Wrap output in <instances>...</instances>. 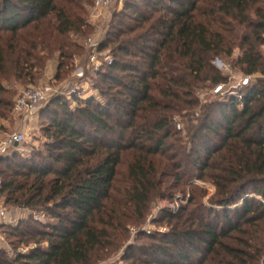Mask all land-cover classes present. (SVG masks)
<instances>
[{
  "label": "trees",
  "instance_id": "trees-1",
  "mask_svg": "<svg viewBox=\"0 0 264 264\" xmlns=\"http://www.w3.org/2000/svg\"><path fill=\"white\" fill-rule=\"evenodd\" d=\"M95 1L0 0L1 117L14 114L12 80L33 83L52 59L55 80L68 76L84 52L72 38L92 33L87 7ZM141 2L144 9L127 3L111 25L113 62L97 73L105 101L72 95L74 109L50 102L42 113L52 117L51 142L41 160L0 161L13 163L0 170V200L51 219L1 227L12 251L0 250V264H98L121 248L129 225L146 220L156 198L173 200L177 188H190V198L164 211L171 231L150 237L156 243L139 251L143 259L124 261L259 264L263 257L264 0ZM217 59L256 81L239 96L202 104L198 93L225 81ZM206 181L216 189L211 207L194 187Z\"/></svg>",
  "mask_w": 264,
  "mask_h": 264
},
{
  "label": "rangeland",
  "instance_id": "rangeland-1",
  "mask_svg": "<svg viewBox=\"0 0 264 264\" xmlns=\"http://www.w3.org/2000/svg\"><path fill=\"white\" fill-rule=\"evenodd\" d=\"M137 1L138 0H112L111 7L108 10L103 9L98 12H94L93 6L87 7V20L91 25L92 33L80 39L76 37L72 38L73 41H76L79 45L83 46L84 52H80L79 56L74 58L73 68H69V73L67 74L68 76H66L65 79H62V81L55 80L57 61L52 59L53 61L48 63V67L44 71L33 72L35 77L33 83L23 78L22 81L15 82V80H12L10 84H6V87L11 91V93L15 94L13 102H15L23 92L29 89H42L47 95L46 102L38 111L35 119L28 121L29 123L27 121H23L21 117H17L10 112H5L4 117L0 116V140H4L8 135L17 131L27 132L28 134L25 143L17 152H12L9 156L10 158L17 154L20 156L19 160L20 158L21 160H26L27 158L33 156H36L35 159L38 161L41 160L39 155H43L45 152V145L51 142L46 136V131L51 126L52 117L47 113H42L49 106L50 102L62 100L63 102H67L69 106L74 109L77 103L75 102L74 104L73 98H71L72 95L83 101H88L91 98H96L99 102L105 101L97 90L99 83H101V80L97 77L98 71H94L88 64L90 49L85 46V42L89 38L95 41V45H97L101 55V62L108 57L113 59L114 46L110 45V42L114 39L113 35L117 33L118 28L113 30L111 25H113L114 22L117 23V19L122 17L127 3H138L141 8H145V4H143L141 0L139 2ZM131 14V11L126 12V15ZM125 22L132 25V22L129 20H126ZM236 55H238V52ZM77 65L84 68L85 75L82 80L75 74ZM105 66L107 65H103L101 69H104ZM237 70L239 71L238 68ZM202 85L200 86L202 87ZM207 85L209 86V83H207ZM198 97H200L202 104L209 101V90L199 92ZM54 108L59 109L57 105ZM3 159L6 158H2L0 161ZM126 160H128V157L124 156L123 164L120 167L121 172H125L127 169ZM20 162L21 161L18 163ZM8 164L9 163L7 162L0 163V170L5 169ZM9 165H13V163H10ZM194 187H198L201 191V202L203 205L205 207H211L210 200L216 192L215 187L211 185L209 181H206L205 184L196 182ZM190 190V188H187L186 192L184 191V188L172 190L173 195H175L173 200H162L160 197L156 198L151 204V209L146 220L137 225H129L127 228V240H125L121 248L114 254H111L104 260L100 261L98 264H132V259L123 260L126 257H131L132 255L143 259V256L139 251L141 249L149 250L150 247L156 243V241L152 240L150 237L158 238V235H166L172 229L168 226L167 221L164 218V211H177L179 207L185 206L190 198ZM249 196L254 197L253 193ZM0 201L4 203L3 199ZM6 208L10 212V217L13 215L18 217V222L20 220L34 219L43 220L45 222L51 220L44 211H32L27 209L18 210L17 208L11 206H6ZM215 208L218 209V207ZM17 225L18 223L15 226ZM8 229L9 228H6L5 231H8ZM9 244L7 241V245L11 250ZM43 247H46V244H43ZM25 249L27 250L28 248H22V250ZM259 264H264V255L260 259Z\"/></svg>",
  "mask_w": 264,
  "mask_h": 264
},
{
  "label": "built area",
  "instance_id": "built-area-1",
  "mask_svg": "<svg viewBox=\"0 0 264 264\" xmlns=\"http://www.w3.org/2000/svg\"><path fill=\"white\" fill-rule=\"evenodd\" d=\"M111 4L112 0H96L93 5V10L94 12H98L103 9L108 10L111 7ZM85 46L90 49L88 64L94 71H99L103 65H112L113 60L109 57L104 59L103 62L100 61L101 55L93 39H87ZM214 65L223 74L225 81L209 89V100L214 98L228 99L239 96L244 89L252 86L256 81L255 77L244 75L238 71L231 62H225L221 59H217L214 62ZM76 69L75 74L82 80L85 75L84 68L77 65ZM46 100L47 95L42 89H29L23 92L15 101L13 115L21 117L23 121H32L35 119L38 111L44 105ZM177 129L179 131L183 129L182 124L179 122H177ZM27 136V132L17 131L8 135L4 140H0V159L9 157L12 152H17L25 143ZM1 185L2 183L0 181V187ZM11 217L5 204L0 201V245L5 244L8 252H11V250L7 245L4 234L1 232V227L15 226L18 223L16 217L14 219ZM22 251L25 252L27 250L25 249Z\"/></svg>",
  "mask_w": 264,
  "mask_h": 264
},
{
  "label": "crops",
  "instance_id": "crops-1",
  "mask_svg": "<svg viewBox=\"0 0 264 264\" xmlns=\"http://www.w3.org/2000/svg\"><path fill=\"white\" fill-rule=\"evenodd\" d=\"M26 125H27V124H26ZM15 217L18 218L16 215H15V216L13 215L11 218L14 219ZM6 248H7V247H6L5 244H1V245H0V250H1V249H6Z\"/></svg>",
  "mask_w": 264,
  "mask_h": 264
}]
</instances>
